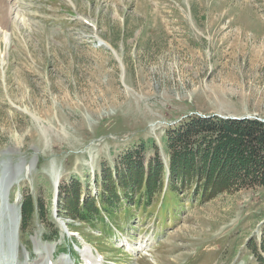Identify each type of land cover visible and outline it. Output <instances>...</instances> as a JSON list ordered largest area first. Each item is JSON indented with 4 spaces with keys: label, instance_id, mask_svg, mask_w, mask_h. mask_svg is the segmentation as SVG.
<instances>
[{
    "label": "rangeland",
    "instance_id": "rangeland-1",
    "mask_svg": "<svg viewBox=\"0 0 264 264\" xmlns=\"http://www.w3.org/2000/svg\"><path fill=\"white\" fill-rule=\"evenodd\" d=\"M191 114L264 120V0H0V178L21 166L8 200L25 228L12 258L84 264L97 248L108 264H264V187L162 191L119 213L108 241L99 219L57 211L61 183L89 175L94 196L93 176L129 145L153 139L164 160L163 130ZM128 241L139 253L115 248ZM70 244L76 255L57 254Z\"/></svg>",
    "mask_w": 264,
    "mask_h": 264
},
{
    "label": "trees",
    "instance_id": "trees-1",
    "mask_svg": "<svg viewBox=\"0 0 264 264\" xmlns=\"http://www.w3.org/2000/svg\"><path fill=\"white\" fill-rule=\"evenodd\" d=\"M159 144L164 160L153 139L121 150L111 169L104 165L99 178L97 174L93 176L98 189L94 196L89 175L83 176L84 182L70 176L58 187L57 211L67 212L72 222L88 226L99 219L97 231L105 241L112 234L110 225L122 228L124 216L119 213L131 217L135 208L142 214L162 191L180 194L195 182L189 195L204 201L213 190L219 194L224 189L264 187V120L186 115L163 130ZM149 149L155 153L144 161ZM64 191H70V197H63L62 203ZM27 211L26 205L21 206L20 216L24 218ZM160 214L164 222L171 216L167 210ZM115 215L119 220L113 219ZM67 228L70 230L71 224ZM20 229H25L21 220ZM67 249L72 250L71 244ZM261 252L264 255L263 242Z\"/></svg>",
    "mask_w": 264,
    "mask_h": 264
},
{
    "label": "bare ground",
    "instance_id": "bare-ground-1",
    "mask_svg": "<svg viewBox=\"0 0 264 264\" xmlns=\"http://www.w3.org/2000/svg\"><path fill=\"white\" fill-rule=\"evenodd\" d=\"M11 8L13 9V5L9 9ZM20 167L21 166H17L16 169H7L5 171L3 170L5 173H3L1 175L2 177L0 178V194H1L0 195L1 197V200H0V264H19L16 260L12 258L11 251L9 250V248H11L12 250L16 249L15 237L16 235H18V229H20V224L18 225L19 221L17 217V210H18L17 203L9 202L8 195H9V190L11 186L13 185V183L20 180V177H21ZM20 233H22L21 230L19 231V234ZM146 245L147 244H144L142 249L147 250L148 246L146 247ZM141 246L142 245H139L138 247H141ZM42 253L45 255L43 261H40L38 258L33 262V264H45L47 260L53 261L52 259L54 258V253L52 256L49 250L47 249H44ZM87 259L89 258L87 257ZM52 263L53 264H64V261L62 259L61 261H59V263H56L54 260ZM22 264H28V263L24 262Z\"/></svg>",
    "mask_w": 264,
    "mask_h": 264
},
{
    "label": "water",
    "instance_id": "water-1",
    "mask_svg": "<svg viewBox=\"0 0 264 264\" xmlns=\"http://www.w3.org/2000/svg\"><path fill=\"white\" fill-rule=\"evenodd\" d=\"M222 118H229V119H244V118H250V117H239V118H237V117H233V116H227V117H222ZM254 119H256V118H254ZM257 120L262 121L261 119H257Z\"/></svg>",
    "mask_w": 264,
    "mask_h": 264
}]
</instances>
